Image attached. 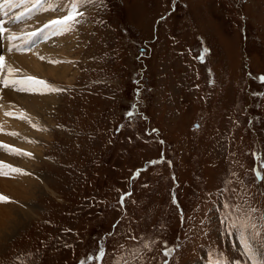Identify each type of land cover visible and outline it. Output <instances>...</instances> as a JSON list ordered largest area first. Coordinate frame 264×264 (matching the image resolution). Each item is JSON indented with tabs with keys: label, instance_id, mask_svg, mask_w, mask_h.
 Masks as SVG:
<instances>
[{
	"label": "rangeland",
	"instance_id": "1",
	"mask_svg": "<svg viewBox=\"0 0 264 264\" xmlns=\"http://www.w3.org/2000/svg\"><path fill=\"white\" fill-rule=\"evenodd\" d=\"M172 7V0H103L84 9L86 22L72 26L65 60L70 66L61 79L47 76L56 94L35 112L34 126L24 135L23 153L30 155L23 165L37 176L28 192L34 210L0 237V261L10 259L17 246L14 257L25 254L30 235L38 241L34 264H97L93 257L101 246L99 264H113L122 253L131 262L133 245L141 249L143 264H210L213 250L223 254L222 262L250 264L236 232L229 236L217 222L218 190L230 179L229 187L239 190L242 180L253 206L264 210V180L257 184L253 171L264 174V95H252L264 94L257 79L264 76V0H176ZM63 15L50 11L48 19ZM10 23L8 33L17 42L23 38L19 46L29 51V32L15 35ZM205 46L210 52L201 63L196 57ZM24 59L16 69L30 76ZM134 104L146 119L138 115L129 125L125 113ZM21 112L30 116L20 108L15 117ZM151 129L159 131L147 135ZM162 153L163 163L131 179ZM124 192L132 195L121 207ZM153 240L150 250L144 247ZM177 244L171 256L163 254Z\"/></svg>",
	"mask_w": 264,
	"mask_h": 264
},
{
	"label": "bare ground",
	"instance_id": "2",
	"mask_svg": "<svg viewBox=\"0 0 264 264\" xmlns=\"http://www.w3.org/2000/svg\"><path fill=\"white\" fill-rule=\"evenodd\" d=\"M2 2L3 0H0V4H2ZM49 6L50 5L37 4L35 3V0H26L25 3H20L18 0L16 6L10 9L7 7L0 9V19L9 21L7 28H10V22H13L12 28L17 32L15 35L19 32L29 30L26 38L33 44L29 51L27 49V51L21 50L22 52H20L14 46H19L21 43L23 44V38L21 39V42H17V39H12L11 41L7 39L4 40L3 47H7L6 53L3 54L5 56V62H7L5 74H7V67L10 66L16 70L14 75L15 78L24 79L19 76L21 72H19L16 67H19L18 64L21 59L26 58L24 60H28L29 67L31 69L30 76H27L31 79L32 86L37 89H42V91H19L12 94V87L5 88L0 85V141L2 142L0 144L10 146L11 148L19 150L21 153L24 152L26 142H28V138L24 137V135L25 133H28L29 130L31 131V125L34 126L33 118L35 112H37L38 109H44V107H47L48 103L51 104L53 97L56 94V89L48 84L47 78L61 79L62 77H65L64 73L66 72L68 66H70L67 64L68 60H65L68 54V46L71 42L68 38L73 37L74 35V32H72L73 28H71L72 31L70 30L63 34H58L51 28H45V24L50 23V21L44 24L41 23H43L45 19H48L50 11H45L44 9ZM26 7H28V9H26ZM17 16H22V19L14 21L13 18ZM12 19L13 21H11ZM16 22L24 23L25 30L20 31V23ZM41 29L43 30L41 31ZM33 33L37 34L33 35ZM5 35L14 36V34L8 33V31ZM29 37H31V39H29ZM57 41L61 42L58 48L55 46ZM9 47L12 49L15 48V52H13L14 54L8 53ZM69 48L71 49V47ZM68 55H70V53ZM41 57H43V59H41ZM43 77L46 78V83L43 82ZM10 100L17 103L16 107L9 104ZM20 108L26 110V112L29 113L27 114L30 116L26 117L27 115H24L21 112L23 119L20 118L21 116L15 117V114L17 115L19 113ZM14 117L16 120H14ZM16 132L17 135H13L16 134ZM0 158L4 159L0 162H4L14 168L22 169L23 173H27H14L9 176L10 180L4 178V182L0 181L2 182V184H0V195L7 197V199L9 197L8 201H10L9 203L2 202V204H0V237H3L13 232V229L17 226L20 215L24 217L31 216L34 209L30 206V194L28 192L30 191V185L34 180H36L37 176L31 169L24 168V161L22 160L27 159L26 155L6 154L3 150H0ZM30 164L31 163H29V165ZM28 171L34 174L30 178L31 180L26 179L27 176L30 177L32 175ZM11 182L13 187H11ZM6 186H9V188H7V190H3L2 188H6ZM14 191H16L17 194L14 193ZM13 199L14 201H12Z\"/></svg>",
	"mask_w": 264,
	"mask_h": 264
},
{
	"label": "snow or ice",
	"instance_id": "3",
	"mask_svg": "<svg viewBox=\"0 0 264 264\" xmlns=\"http://www.w3.org/2000/svg\"><path fill=\"white\" fill-rule=\"evenodd\" d=\"M18 0H3L2 4H0V9L7 7L12 8L16 6ZM20 3H25L26 0H19ZM37 4H45L50 5L49 7L45 8V11H61L64 14L60 19L52 21L48 24H45V28H51L53 31L57 32L58 34H63L71 30L74 24L84 23L87 20L86 14L84 9H86L90 5H96L97 7L103 3V0H35ZM175 3L176 0H172V11H175ZM171 12L162 15L157 19L156 24H160L162 21H165L170 15ZM14 21L22 19V16H17L13 18ZM9 21H4L0 19V85L5 88L12 87L16 91H42V89H37L32 86L29 80L13 78L15 75V69L11 68L10 66L7 67V74H5V56L3 55V42L4 40L11 41L12 39H16L15 36H6L5 33L8 31L7 24ZM98 23H103L102 21H98ZM43 29H41L42 31ZM37 33H33L36 35ZM31 39V37H29ZM18 51H21L20 46H14ZM12 48L9 47L8 51H11ZM210 52V49L202 47L201 54L196 58L203 63L205 55ZM144 55V49H141V56ZM43 59V57H41ZM211 72V70H209ZM251 76V73H249ZM261 82H264V76L257 77ZM42 83V82H37ZM137 85H140V80L134 81ZM214 83V81L210 80V84ZM196 87H199L198 85ZM137 99L139 102L140 96V87L136 89ZM253 96L264 95L260 93H252ZM140 116L142 119H146L142 113L139 112V108L137 104L131 106V108L125 113V119L128 120L129 125L134 122V118L136 116ZM23 119V116L20 117ZM238 123V122H237ZM252 123V120H249V124ZM124 125H120L116 131L119 132ZM200 128L199 124L193 125L194 130H198ZM158 129H151L150 132L146 131L147 135L151 133L158 132ZM15 135V134H13ZM130 139V138H129ZM160 144H163L164 141H159ZM0 150H7L9 154L13 155H30L28 153H21L19 150L11 148L10 146L0 144ZM256 154H254L255 156ZM164 162L163 153L161 154V159L159 160H150L147 161L145 167L143 169H137L133 174L131 179L135 180L139 177L142 171H146L148 166L161 164ZM169 166H171L172 162L168 161ZM260 167L264 169V162L261 163ZM256 176V182L259 184L262 180H264V174H261L260 171L253 169ZM14 173H23L22 169L14 168L5 164L4 162H0V176H10ZM233 178L236 177V173L231 174ZM173 181L175 182V176L172 177ZM233 183V180H228L225 183V186L218 190V195L220 197L219 204L221 207L217 209L218 213H220V223L223 226H226L229 236L232 235L233 230L236 232L237 240L241 245V251L243 256L248 258V262L250 264H264V210L257 206H253L252 204V195L248 192L247 188L244 186V181L240 180L238 183L241 185V188L237 190L236 188H230L229 185ZM147 187V185H145ZM132 195L131 192H124L121 194L119 203L121 207L124 206L125 200ZM7 198L3 195H0V202H6ZM234 201V202H233ZM172 203L177 204V198L175 196V191L172 193ZM181 212V223L183 224L185 221V217L183 216V210ZM191 219V217H189ZM47 223V222H46ZM203 223V221H201ZM119 221L116 224H113V229L117 227ZM67 231H71L70 229ZM109 236L112 233L108 234ZM129 239L132 241H136L137 237L129 236ZM179 239V238H178ZM156 241H149L144 243V247L151 249V244L155 243ZM166 243V242H165ZM67 246V245H66ZM121 249L125 246L120 245ZM180 248V245L177 244L175 247H165L163 250V254L165 256H171ZM141 249L138 245H133V247L128 249V253L133 256V260L130 262L128 259L125 258L123 253L121 256L113 261V264H143L142 259L139 258L138 254L140 253ZM105 255V249L101 246L96 253L95 257H93L97 264L103 259ZM210 264H222L223 254L219 257L216 255V251L213 250L209 253ZM167 264V261L164 262ZM236 264H240V261H237Z\"/></svg>",
	"mask_w": 264,
	"mask_h": 264
}]
</instances>
